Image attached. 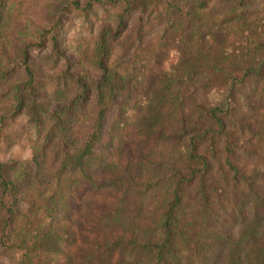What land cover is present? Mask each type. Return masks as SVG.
Instances as JSON below:
<instances>
[{"label":"trees","instance_id":"obj_1","mask_svg":"<svg viewBox=\"0 0 264 264\" xmlns=\"http://www.w3.org/2000/svg\"><path fill=\"white\" fill-rule=\"evenodd\" d=\"M263 17L264 0H0V145L23 117L31 154L0 161V258L264 264Z\"/></svg>","mask_w":264,"mask_h":264},{"label":"rangeland","instance_id":"obj_2","mask_svg":"<svg viewBox=\"0 0 264 264\" xmlns=\"http://www.w3.org/2000/svg\"><path fill=\"white\" fill-rule=\"evenodd\" d=\"M260 21L264 23V17L261 18ZM253 26L254 24H249V27ZM262 81L258 82L255 91L251 94V100L261 106L264 103V91L262 90L264 82ZM262 112V110L258 111V109H255L253 112L246 113V122L250 123L252 120L256 122L261 120L262 116L260 113ZM8 126L9 127L5 130L6 139L4 138L0 145V161L5 162L10 159H15L21 160L26 164L31 160L27 139L26 119L23 117L15 118ZM140 150L142 149L140 148ZM0 264H8V260L0 258Z\"/></svg>","mask_w":264,"mask_h":264}]
</instances>
